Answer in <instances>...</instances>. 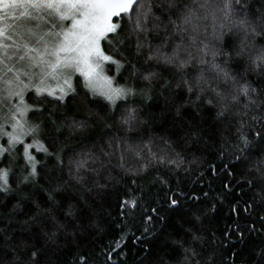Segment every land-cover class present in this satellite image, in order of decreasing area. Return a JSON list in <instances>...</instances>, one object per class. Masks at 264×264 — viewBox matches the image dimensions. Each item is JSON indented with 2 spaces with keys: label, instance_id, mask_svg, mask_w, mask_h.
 I'll list each match as a JSON object with an SVG mask.
<instances>
[{
  "label": "snow or ice",
  "instance_id": "6c2138e0",
  "mask_svg": "<svg viewBox=\"0 0 264 264\" xmlns=\"http://www.w3.org/2000/svg\"><path fill=\"white\" fill-rule=\"evenodd\" d=\"M0 165V264H264V0H0Z\"/></svg>",
  "mask_w": 264,
  "mask_h": 264
},
{
  "label": "trees",
  "instance_id": "16d2710c",
  "mask_svg": "<svg viewBox=\"0 0 264 264\" xmlns=\"http://www.w3.org/2000/svg\"><path fill=\"white\" fill-rule=\"evenodd\" d=\"M114 69L112 70V72H110L109 74L111 75V74H114ZM0 166H2V165H0ZM222 221H221V224H222V226L224 225V224H227L229 221H230V216H229V214H228V209L227 208H225L224 209V212L222 213Z\"/></svg>",
  "mask_w": 264,
  "mask_h": 264
}]
</instances>
